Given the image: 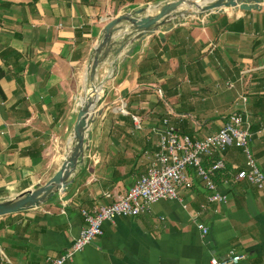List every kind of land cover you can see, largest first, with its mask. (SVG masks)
Wrapping results in <instances>:
<instances>
[{
    "label": "crops",
    "instance_id": "0c3cea01",
    "mask_svg": "<svg viewBox=\"0 0 264 264\" xmlns=\"http://www.w3.org/2000/svg\"><path fill=\"white\" fill-rule=\"evenodd\" d=\"M170 1L0 0V203L59 170L104 27L129 11ZM240 21L242 32L239 25L228 30ZM171 27L162 29L164 39L154 34L135 41L124 60L113 66L110 58L100 67L99 81L106 80L101 109L73 185L39 208L0 217V264H46L48 256L64 253L83 227L80 211L124 196L151 165L156 130L167 117L203 139L246 109L258 128L250 149L264 167V104L257 105L264 96V4ZM223 160L229 173L218 185L227 204L208 203L192 175L193 188L180 189L178 200L104 224L103 236L67 264H212L231 252L244 255L241 264H264V198L235 180L245 162L241 149H228Z\"/></svg>",
    "mask_w": 264,
    "mask_h": 264
},
{
    "label": "built area",
    "instance_id": "2783aa9c",
    "mask_svg": "<svg viewBox=\"0 0 264 264\" xmlns=\"http://www.w3.org/2000/svg\"><path fill=\"white\" fill-rule=\"evenodd\" d=\"M227 87L234 85L227 83ZM247 103L245 96L241 97ZM121 111L125 113L124 106ZM137 129L141 128L140 119L133 116ZM251 114L243 109L228 117L220 130L203 139H195L183 133L170 118L160 121L158 142L153 153L151 165L141 174L139 179L122 197L105 206L93 209H82L83 227L72 245L61 255L48 256L46 264H67L82 252L94 240L104 234V224L113 222L118 218H136L151 210V207L160 201H175L179 199V190H191L194 186L192 175L200 181L207 192L206 200L210 204L219 206L228 202V196L223 193L216 182L220 171L225 169L223 155L230 148L241 149L246 157L244 167L237 170L236 181H246L256 187L264 198V167H261L251 149L250 142L255 133L252 131ZM259 133L264 134V126ZM219 156L220 159L211 165L205 166L207 159ZM110 198V195H107ZM203 236L208 229L198 224ZM244 255H231L212 264H241Z\"/></svg>",
    "mask_w": 264,
    "mask_h": 264
},
{
    "label": "water",
    "instance_id": "95a60500",
    "mask_svg": "<svg viewBox=\"0 0 264 264\" xmlns=\"http://www.w3.org/2000/svg\"><path fill=\"white\" fill-rule=\"evenodd\" d=\"M263 4L264 0H172L159 7L147 6L112 19L104 27L102 38L90 55L85 77V94L81 97V103H78L76 121L71 139L69 138L68 145H71L66 149L59 170L45 184L39 183L14 199L0 203V217L39 208L56 195H65L71 188L73 176L84 163L89 151L88 131L101 109L106 80L99 81L98 72L110 58L115 66L118 61L129 56L126 50L135 41L154 34L164 39L162 29L170 31L177 21L210 15L216 18L229 9L235 12L259 11Z\"/></svg>",
    "mask_w": 264,
    "mask_h": 264
},
{
    "label": "trees",
    "instance_id": "16d2710c",
    "mask_svg": "<svg viewBox=\"0 0 264 264\" xmlns=\"http://www.w3.org/2000/svg\"><path fill=\"white\" fill-rule=\"evenodd\" d=\"M238 25L241 26V28H239V31L242 32V30H243V28H242L243 27L242 26L243 25V22L242 21L237 22L235 24H231L227 28H228L229 31H237V26ZM2 77H3V72L1 71V73H0V80H1ZM19 83L22 85V82L19 81ZM0 97L2 99H4V94H3L2 90H1V87H0ZM261 104H264V96H258L257 105L260 107ZM261 116L264 117V110L262 111ZM252 131L254 133H256L258 131V128L254 125V126H252ZM218 159H220L219 156H214V157H211V158L207 159L206 162H205V166L211 165L214 161H217ZM228 173L229 172L227 171V168L225 166V169L222 170V171H220L219 174H218V176H217V178H216L217 184H220V182H222L221 179L224 178V177H222L220 180L218 178H220L223 174H228Z\"/></svg>",
    "mask_w": 264,
    "mask_h": 264
},
{
    "label": "rangeland",
    "instance_id": "374dc122",
    "mask_svg": "<svg viewBox=\"0 0 264 264\" xmlns=\"http://www.w3.org/2000/svg\"><path fill=\"white\" fill-rule=\"evenodd\" d=\"M83 95H82V93H81V95L78 97L79 99L82 97ZM78 99V103H81V99L79 100ZM95 123V122H94ZM94 123L90 126V129H89V131H88V134L89 135H91L93 132H94ZM71 135H72V132H71V134H70V136L69 137H71ZM245 164H246V157H245V162H244V165L242 166V167H244L245 166Z\"/></svg>",
    "mask_w": 264,
    "mask_h": 264
},
{
    "label": "bare ground",
    "instance_id": "6f19581e",
    "mask_svg": "<svg viewBox=\"0 0 264 264\" xmlns=\"http://www.w3.org/2000/svg\"><path fill=\"white\" fill-rule=\"evenodd\" d=\"M77 105H78V103H77ZM79 106V105H78ZM67 137V136H66ZM66 139V138H65ZM71 139V138H70ZM70 139H69V141H68V143H67V148H68V146H70L71 145V143H70V145H68L69 144V142H70ZM66 148V149H67ZM66 155V154H65Z\"/></svg>",
    "mask_w": 264,
    "mask_h": 264
}]
</instances>
